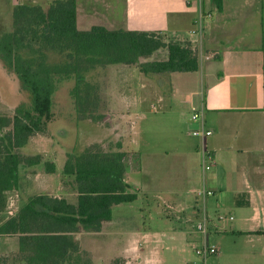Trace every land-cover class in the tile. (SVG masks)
Masks as SVG:
<instances>
[{
	"label": "crops",
	"instance_id": "0c3cea01",
	"mask_svg": "<svg viewBox=\"0 0 264 264\" xmlns=\"http://www.w3.org/2000/svg\"><path fill=\"white\" fill-rule=\"evenodd\" d=\"M51 2L0 0V15L7 10L11 19L18 4H37L46 10ZM75 8L79 30L96 25L108 30L151 31L166 42H189L198 59L194 72L199 77V89L190 91L189 110L192 105L203 107L204 127L212 131L204 139L192 136L190 131L199 124L185 117V109L180 111L185 118L179 123L187 136L195 138L190 152L173 131L168 134L176 142L174 148H155L152 136H142L152 130L148 120L156 116L173 120L175 110L147 83L157 74H144L136 64L95 67L104 75V118L124 124L127 141H118L110 150L125 153L124 181L129 192L136 193L131 177L138 178L133 201L141 202V225L136 215L114 216V207L123 203L113 205L110 220L102 222L99 231L79 227L73 234L80 252L87 253L91 264H194V246L210 243L208 237L215 234L228 239L210 243L217 249L216 259L229 251L227 264L264 260V0H75ZM157 51L139 61L150 60ZM174 73L158 75L175 82ZM172 93L176 97L177 89ZM156 96L154 103L151 100ZM122 132L118 135L123 136ZM39 140L46 143L45 150L35 151L40 162L19 166L17 188L11 196L20 205L41 193L75 204L73 177L62 173L65 154L72 151L66 149V142L55 149L56 139L36 133L21 147L24 155H33ZM87 142L100 144L101 139ZM202 147L213 155L208 170L201 166ZM55 152L60 154L58 159ZM48 162L54 171L44 169ZM66 177L72 182L70 190L63 187ZM198 221L204 223L205 232L196 228ZM7 252H19V235H0V255Z\"/></svg>",
	"mask_w": 264,
	"mask_h": 264
},
{
	"label": "trees",
	"instance_id": "16d2710c",
	"mask_svg": "<svg viewBox=\"0 0 264 264\" xmlns=\"http://www.w3.org/2000/svg\"><path fill=\"white\" fill-rule=\"evenodd\" d=\"M12 30L0 36V58L31 95V106L18 105L11 117L0 114V212L8 193L17 188L20 165H35L40 156H25L23 147L36 133L47 132L52 117L53 77L73 73L77 76L74 102L77 113L100 121L103 108L100 86L85 80L82 73L108 64H136L144 73L194 72L198 59L189 42L164 41L151 31L108 30L92 26L76 27L75 0H52L46 10L40 5L18 4L11 11ZM38 36L42 47L66 52V61L48 65L39 61L19 62L15 51L30 44L27 37ZM166 49V58L146 60L155 51ZM125 153L103 149L92 143L79 154L68 152L62 173L73 177L76 203L63 197L35 194L19 207L15 215L2 217L1 235H19V258L37 264H91L81 258L73 234L79 227L99 231L111 218V207L136 199L124 181ZM54 171V166L48 168ZM82 259V260H81ZM77 262V263H76Z\"/></svg>",
	"mask_w": 264,
	"mask_h": 264
},
{
	"label": "rangeland",
	"instance_id": "374dc122",
	"mask_svg": "<svg viewBox=\"0 0 264 264\" xmlns=\"http://www.w3.org/2000/svg\"><path fill=\"white\" fill-rule=\"evenodd\" d=\"M6 12L2 13L1 20H0V36L4 34L5 32L12 30V24L11 19L9 16V13L7 10ZM28 40H30V44L23 45V47L19 50L15 51L16 56L19 58V62H25L28 63V61L32 62V69L36 67V64L39 61L45 62L48 65H54L56 63H61L66 61V52L60 53L56 50H52L49 48L42 47L41 40L38 36H28ZM173 41V40H170ZM166 58V53L164 50L157 51L150 60H162ZM175 75V82L174 79L168 78L166 75H154L151 76V80H148L147 83H151L155 87L156 95H163L167 98L166 101H170V103L174 107V112L172 113L173 120L167 119L165 117H158L156 118L151 117L148 120V123L150 126H152L151 132H147L145 135L142 134L144 137L152 136V144L157 149H172L176 145V142H172V137L168 134L172 131L175 133V135H178L180 137L179 140L182 141V147L189 151L191 150V147L195 143V138L187 136L184 132V125L180 124L181 118L184 119L186 116L189 115V106H190V98L192 96L190 95V91L196 88V90L199 89V77L198 74L195 72H182V73H174ZM85 80H88V82L92 84H97L101 87L103 86L102 83H104V75L101 71V69L97 70H88L86 72L82 73ZM54 82V92L52 94V106H51V112L52 117L47 122L50 123V133H37L40 135L50 136L51 138L56 139L57 141H54L55 145L54 148L57 149V145L61 144V142H66L68 144V147L66 149L72 151V153L78 154L80 153L81 149L87 145L88 140H94L95 137L98 139H101L100 145L103 149H110L117 146V142L127 141L124 137V124L110 121L108 117L103 118L100 121H93L89 118L81 116L79 113H77L75 108V95H74V88L77 83V76L73 73H69L66 75H56L53 77ZM172 82V86L170 85ZM176 88L177 93L176 97L173 96L172 90ZM152 92V89H151ZM149 93V95H155L152 93ZM143 95V94H142ZM141 95V96H142ZM102 101H103V108H100V112L104 113L106 111L105 106V100H104V93L101 91ZM143 97V96H142ZM157 96L155 98H152L151 101L154 103L156 102ZM148 102V101H147ZM164 103V102H163ZM23 105V107L28 108L31 106V95L30 93L22 86V84L19 82L16 75L7 68L2 59L0 58V114L11 117L13 115L14 109L18 105ZM159 106V104H158ZM188 107V108H187ZM187 109L185 117L182 116L181 112L182 110ZM166 110L169 111V109L166 107ZM177 111V112H176ZM54 115V116H53ZM56 116V117H55ZM179 116V117H178ZM147 123V125H148ZM127 125V124H126ZM144 123L142 124V128ZM122 132L123 136L118 135ZM52 132V133H51ZM119 132V133H118ZM52 134V135H51ZM150 134V135H148ZM95 143V142H92ZM90 143V144H92ZM89 144V145H90ZM34 145H37L36 148H32V152H34L33 155L29 154L28 156H38V153H35V151L39 150H45L46 143L45 141H36ZM88 146V145H87ZM52 149L53 152L56 151L55 149ZM33 149H35L33 151ZM125 149L127 150L128 147L125 146ZM27 149L26 151H28ZM16 152L24 155V150L21 148L16 149ZM25 151V152H26ZM80 151V152H79ZM55 158L58 159L60 156L59 152H55ZM26 156V155H25ZM56 159V160H57ZM197 163V162H196ZM52 163H47L44 165V169L49 168L48 166ZM58 165V163H57ZM56 165V166H57ZM56 172L58 173V169L55 168ZM58 174L55 173V181L58 180L57 176ZM131 176V175H130ZM131 182L133 183V187L135 189V192L137 193V187H138V178L137 177H131ZM70 186H72V182L68 177L63 181V187L65 189L70 190ZM53 191H57L53 190ZM12 192L8 193L5 199V208L3 212H0V220L2 217L10 216L8 209L14 212L17 205H20V201L16 200L15 197L11 196ZM21 206V205H20ZM19 206V207H20ZM17 207V208H19ZM141 208V202L139 200L123 203L119 206L114 207L113 214L116 217H119L120 215H136L137 221H140L139 218V212ZM18 211V209H16ZM139 225L141 223L139 222ZM1 235V234H0ZM209 240L216 244V240H219L222 243H225L228 241L226 238L223 240L221 236H217L215 234H210L208 237ZM208 240V241H209ZM209 241V242H210ZM210 242V243H211ZM209 243V244H210ZM81 258H89L87 253H83L81 255ZM231 256V252H226L225 256L223 255L222 258L216 259L215 256L209 257L206 261L207 264H227V262H230L229 257ZM19 255L17 252H7L4 255H0V264H24L19 261ZM82 260V259H81ZM192 263L199 262V259L196 258L193 255V258L191 259ZM77 263V262H76ZM255 264H264V260L259 259L256 260Z\"/></svg>",
	"mask_w": 264,
	"mask_h": 264
},
{
	"label": "built area",
	"instance_id": "2783aa9c",
	"mask_svg": "<svg viewBox=\"0 0 264 264\" xmlns=\"http://www.w3.org/2000/svg\"><path fill=\"white\" fill-rule=\"evenodd\" d=\"M189 120L196 122L199 124V126L195 127L190 131V134L194 137H200L202 139L208 137L212 131L210 129H207L204 127L203 120H204V109L200 106L192 105L189 111ZM200 153L202 156L201 160V166L208 170L212 164H213V155L210 151L205 149L204 147L200 148ZM10 216H13V211L8 209ZM196 228L201 231L205 232V225L203 222L198 221L196 224ZM194 255L196 258L199 259V262L194 264H205L206 260L210 257L216 254L217 249L215 246L207 243L206 241L200 242L198 245L194 246L193 248Z\"/></svg>",
	"mask_w": 264,
	"mask_h": 264
}]
</instances>
